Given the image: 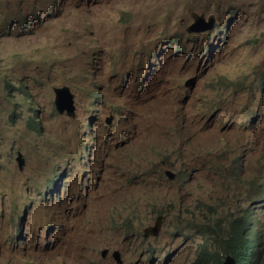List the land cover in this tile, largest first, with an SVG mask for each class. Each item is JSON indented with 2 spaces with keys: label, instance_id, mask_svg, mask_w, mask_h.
Returning <instances> with one entry per match:
<instances>
[{
  "label": "rangeland",
  "instance_id": "obj_1",
  "mask_svg": "<svg viewBox=\"0 0 264 264\" xmlns=\"http://www.w3.org/2000/svg\"><path fill=\"white\" fill-rule=\"evenodd\" d=\"M180 1L83 0L74 6L86 11H77V18L91 28L89 34L117 51L120 71L144 74L140 71L152 55L148 84L134 95L118 83L114 59L106 66L110 78H101L87 53L71 57L47 48L44 42L51 38L60 45L73 40L54 31L58 16L48 8L50 19L37 17L47 0H0V264H116L110 254L102 256L105 248L119 249L124 264H200L198 254L214 246L209 225L223 222L231 209H215L213 203L221 201L203 187L224 188L218 170L223 165L197 153L191 162L199 180L192 184L169 161L147 174L162 147L148 133V107L172 96V75L229 72L240 77L242 89L229 97L225 115L243 112L249 121L256 115L254 122L233 128L243 131L238 138L254 141L264 152V94L246 87L264 66V0H186L194 1V11L214 13L223 30L228 27L227 51L202 57L197 67L192 64L199 49L176 31L192 22L190 15L175 19ZM18 85L25 96L34 92L35 111ZM56 85H68L74 93V117L54 108ZM17 151L25 157L20 170ZM230 152L224 156L229 160ZM166 169L176 176L168 179ZM137 170L146 176L130 180ZM54 177L60 182L43 198ZM256 211L262 224L263 210ZM157 213L163 215L161 230L149 233Z\"/></svg>",
  "mask_w": 264,
  "mask_h": 264
},
{
  "label": "clouds",
  "instance_id": "obj_2",
  "mask_svg": "<svg viewBox=\"0 0 264 264\" xmlns=\"http://www.w3.org/2000/svg\"><path fill=\"white\" fill-rule=\"evenodd\" d=\"M47 1L48 3H45L46 7L40 10L37 17L50 19L48 8L52 11L51 16H58V21L52 25L54 31H60L73 37L71 42L63 45L55 43L54 38L49 39L44 42L49 50L66 51L71 57L87 53L91 70L97 72L101 78H110L111 75L105 74L106 66L114 59L117 67L118 83L127 87L134 95H138L144 89L148 84L146 69L150 64L152 55L149 56L147 63L142 67L145 70L140 71L144 74L136 73L134 77H131L133 72L130 69L125 72L118 69L117 51L102 45L101 40L89 34L91 28H86L82 22L78 21V12L85 15L86 11L82 8L75 9L74 6L82 5L83 0H75L73 3L69 0ZM162 1L154 0L157 3ZM193 5L194 1H180L176 5L180 13L177 14L175 19L186 18V15L191 16L192 22L188 25H177L176 31L186 33L192 39L190 42L192 44L191 48L199 49L198 61L192 64L197 67L202 57L206 59L211 54L219 55L222 51H227V32L224 30L228 27L227 24H224L225 29L223 30L214 13H206L202 10L194 11L195 7ZM90 17L93 20L98 18L97 16ZM159 31L162 35L163 28ZM128 40L129 38L124 43ZM172 44H176V42H172ZM184 49L185 47L180 48V50ZM204 64L205 61H203L201 67ZM239 79L240 77L233 76L229 72H219L214 69L208 70L203 76H199L196 71H190L184 75L181 73L172 75L170 78L172 96L166 95L157 104L148 107L151 113L150 123L146 124L147 129L150 127L148 133L151 137L157 138L158 140L154 142H160L162 147H159L156 153L160 156L159 162L154 167L153 165L148 167L147 174L169 161L170 166L175 163L178 164L179 172L185 175L187 181L191 183V180L194 179L197 183L199 180L198 168L191 162V159L197 157V153L204 160L223 165L218 170L224 188L216 189L215 187L206 186L203 188L207 192H214L215 198L221 201L217 204L213 203L215 209H231V212L225 215L227 217L218 215L224 218L223 222L218 220L215 223H210V239L213 241L214 246L212 248L207 247V250L204 249L202 253L198 254V260L204 252H208L210 255L206 261H198L200 264L209 262L214 264H242L244 257H252L253 252L256 250H258V256L252 257L248 264H260L264 259V221L260 224V217H258L256 211L261 208L264 213V152L258 150L254 141L238 138L243 131H235L233 128L234 125L254 122L256 115L253 116L251 121L246 120L247 115L243 112L235 116L225 115L232 104L229 97L233 92L242 89ZM95 84L98 87L96 82ZM246 87L255 89L260 95L264 94V66L259 68ZM17 92H20L30 102L32 111H35L34 92L30 89V94L25 96L22 85H18ZM53 93L54 108L60 114L65 113L67 117H74L77 109L74 93L70 87L68 85H56L53 88ZM90 93L92 92L90 91ZM93 95L95 100L99 98L97 88L93 91ZM226 103L230 105L225 106ZM111 120V118H108L107 123L110 124ZM32 122L34 123V118H32ZM85 148L88 150L87 142ZM228 150H231L230 160L224 157ZM16 162L19 170L25 167V157L21 151H17ZM184 162H188L190 167L184 165ZM164 174L168 179L176 176L174 171L170 169H166ZM143 176H146V172L144 170L138 172L137 170L130 180ZM57 179L58 177H54L48 180L49 192L43 193V198L51 195L56 183L60 182V179ZM96 182L97 178L95 185ZM99 192L102 195L104 194L102 191ZM136 201L139 202V200ZM130 212H127L126 216L132 218ZM157 214L154 225L148 229L149 233L157 234L161 230L163 215L162 213L161 215L160 213ZM234 219L239 220L241 223L246 220L248 225L245 232L246 237L243 238V234L239 236L240 242L237 247L236 258L234 255L224 256L222 255V248L218 249L219 246L223 245L222 236L226 235L231 229ZM254 228L258 229V233L253 232ZM202 236L207 237L208 233H202ZM107 254L111 255L116 264H124L119 249L112 251L110 248H105L102 251V256L106 257ZM213 254L216 255L214 259ZM259 256L261 259L257 261Z\"/></svg>",
  "mask_w": 264,
  "mask_h": 264
},
{
  "label": "trees",
  "instance_id": "obj_3",
  "mask_svg": "<svg viewBox=\"0 0 264 264\" xmlns=\"http://www.w3.org/2000/svg\"><path fill=\"white\" fill-rule=\"evenodd\" d=\"M247 227H248V225L246 224V220L244 221V223H241L239 220H235V219L232 221L231 229L227 232L226 235L222 236L223 245L218 247V249L222 248V250H223L222 255H224V256H226V255H232L233 256L234 255V257L236 258L237 247H238V244L240 242L239 236L241 234H243V238L246 237L245 232L247 231ZM253 232L258 233V229L254 228ZM257 248L260 250L259 247H257ZM255 256H258V250L253 252L252 257H255ZM209 257H210V255L208 254V252H204L202 257H200L199 261L200 262L203 260L206 261V259ZM215 257H216V255L213 254V259ZM252 257L245 256L242 264H248L250 262V260L252 259ZM260 259H261V257L259 256L257 258V261H259ZM263 262H264V259H262V262L260 264H264Z\"/></svg>",
  "mask_w": 264,
  "mask_h": 264
}]
</instances>
